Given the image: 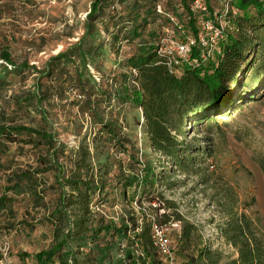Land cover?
<instances>
[{
    "label": "trees",
    "instance_id": "trees-1",
    "mask_svg": "<svg viewBox=\"0 0 264 264\" xmlns=\"http://www.w3.org/2000/svg\"><path fill=\"white\" fill-rule=\"evenodd\" d=\"M198 1L182 0L188 23H174L172 37L153 33L151 40H143L155 16V0H92L79 40L41 67L18 65L8 50L2 51V61L12 67L7 75L22 76L31 70L38 75L31 90L14 95L13 104L0 108V213L13 215V204L27 200L34 220L47 224L52 232L50 247L24 255L34 259L33 264H125V260L165 264L152 230L154 225L184 222L179 213H165L161 220L141 226L130 216L133 227H118L100 211L111 189L122 187L123 197L131 200L127 192H137L140 185L154 187L165 180L172 186L164 175H156L151 163L142 165L138 141L128 132L126 107L141 110L137 128L151 150L184 170V157L187 160L192 150L184 144L187 123L226 117L239 103L253 101L255 94L235 95V91L240 78L255 68L259 54L258 68L264 70V0L228 1L230 32L212 20V0H202L210 17L200 22L192 11ZM206 21L222 33L209 47L200 44ZM167 38L195 40L198 45L188 59L178 58L179 64L171 68L160 54ZM133 45V53L123 58V49ZM255 76L258 86L264 87L261 75ZM7 83L11 81L0 76V91ZM56 108L67 118L68 130L76 131L79 143L65 144L52 131L49 118ZM18 144L20 150L11 153V146ZM48 196H54V201H47ZM166 204L176 210L170 201ZM226 216L219 230L237 256L229 258L197 244L195 227L184 222L177 250L181 264H264L258 221L233 211ZM124 240L130 246L120 259L115 251Z\"/></svg>",
    "mask_w": 264,
    "mask_h": 264
},
{
    "label": "rangeland",
    "instance_id": "rangeland-1",
    "mask_svg": "<svg viewBox=\"0 0 264 264\" xmlns=\"http://www.w3.org/2000/svg\"><path fill=\"white\" fill-rule=\"evenodd\" d=\"M91 2L92 0H0V76L11 81L0 91V108L7 107L6 103L13 104L14 95H22L31 90L38 77L32 70L22 76L7 75L12 72V67L2 61V51L8 50L18 65L26 63L28 66L41 67L51 56L79 40ZM227 2L212 0V20L230 32ZM155 3V16L144 33V41L151 40L153 33L156 37H172L174 23H188L182 0H155ZM192 11L199 16L200 22L210 17L202 0L193 5ZM233 12L236 16L237 11ZM178 38L183 40L181 36ZM135 48V45L126 46L121 56L124 58L130 55ZM261 57L259 54L255 68L240 78L241 85L235 91V95L238 92L255 94L253 101L239 103L226 117L216 116L203 124L187 123L184 144L190 145L192 150L188 153L187 160L184 157V170L151 150L146 138L139 135L140 129L137 128L136 119L142 118L141 110L126 107L128 132L138 141L142 165L151 163L156 175H164L172 186L169 188L165 180H160L154 187L140 185L137 192L134 189L127 192L126 195L131 200L135 197L132 201L123 197L122 187L109 190L111 194L108 202L100 210L108 221L114 222L118 227L123 224L133 227L129 218L131 216L141 226L156 218L161 220L165 213L172 215L176 212L184 222L195 227L197 244L207 245L221 251L226 257L235 258L236 249L226 243L219 230L227 220L226 213L233 211L235 214L245 213L253 221H258L256 224L264 239V87L258 86L259 81L255 76L261 75L260 81L264 80V70L258 68ZM24 77L27 79L24 80ZM53 113L49 122L58 139L65 144H74V141L79 143L76 131L73 128L68 130L64 113L57 108ZM20 147L19 144L11 146V153H17ZM28 149L29 147L24 146L25 151ZM20 159L28 161L26 157ZM54 198L48 196L47 201ZM166 201L173 203L176 210L168 208ZM12 207L15 211L13 215L10 212L0 213V260L5 259L11 264H33L34 259L25 258L24 255L33 256L50 247L51 228L34 220L35 212L27 200H18ZM41 217L39 215L37 219ZM184 222H174V225L179 226L170 227L167 232L175 258L173 264L182 263L177 250ZM133 236L134 232L130 231L128 239L132 241ZM122 242L115 251L120 259L130 246L126 240ZM136 253L141 255L139 251ZM160 259L163 263L170 264L161 256ZM129 263L125 260V264Z\"/></svg>",
    "mask_w": 264,
    "mask_h": 264
},
{
    "label": "built area",
    "instance_id": "built-area-1",
    "mask_svg": "<svg viewBox=\"0 0 264 264\" xmlns=\"http://www.w3.org/2000/svg\"><path fill=\"white\" fill-rule=\"evenodd\" d=\"M202 32L200 44L205 47H209L210 45L214 44L215 40L222 34L221 31H219L216 26L209 21L203 23ZM197 45V41L195 40H189L187 42H175L171 40V38H167L162 41L163 47L160 49V54L167 58L169 67L173 68L175 65L179 64L178 58L181 57L183 59H188L192 48L196 47ZM96 79L99 80L98 77H96ZM139 135L142 136L141 132ZM178 226L179 225L177 224L174 225V223L166 226L154 225L152 230L155 247L157 248L160 256L163 257V259H165L167 262H170V264H173L175 258L171 249L167 232L169 231L170 227ZM0 264L11 263L3 259L0 261Z\"/></svg>",
    "mask_w": 264,
    "mask_h": 264
}]
</instances>
